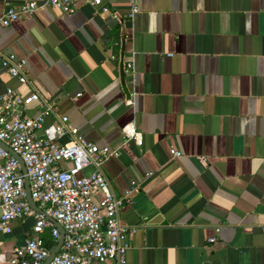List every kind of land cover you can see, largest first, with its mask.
<instances>
[{"label":"crops","instance_id":"1","mask_svg":"<svg viewBox=\"0 0 264 264\" xmlns=\"http://www.w3.org/2000/svg\"><path fill=\"white\" fill-rule=\"evenodd\" d=\"M27 1L45 0H0V15ZM3 54L25 60L27 84L0 66V94L34 89L52 105L45 124L65 116L118 150L102 173L116 198L135 185L118 213L135 227L126 264H264V0H76L0 27ZM10 227L0 261L30 234Z\"/></svg>","mask_w":264,"mask_h":264},{"label":"built area","instance_id":"2","mask_svg":"<svg viewBox=\"0 0 264 264\" xmlns=\"http://www.w3.org/2000/svg\"><path fill=\"white\" fill-rule=\"evenodd\" d=\"M76 0L27 1L18 7H7L0 15V27L6 28L20 16L50 7L64 14L74 11ZM102 0H88L91 6H100ZM137 12L131 7L127 17ZM0 66L19 86L27 84L25 60L13 54L0 55ZM131 71V65H125ZM35 103L39 112H26ZM52 113V105L34 89L18 94L6 89L0 94V143L20 159L28 184V193L34 205L53 219L62 229L61 245L48 264H126L128 245L126 236L134 226L122 225L119 210L129 202L128 195H112L102 173V165L118 155L116 148L97 147L84 141L65 116H55L45 124L44 118ZM124 141L141 145V135L132 123L120 129ZM66 137L68 142L56 141ZM173 158L180 154L169 150ZM89 170L88 174H83ZM99 195L97 200L93 199ZM32 214L33 224L23 244L11 250L0 264H43L53 249L58 232L42 215L33 212L25 199L23 176L16 160L0 148V233H10V225ZM53 241L46 246L43 236ZM210 242L213 239L209 240Z\"/></svg>","mask_w":264,"mask_h":264},{"label":"water","instance_id":"3","mask_svg":"<svg viewBox=\"0 0 264 264\" xmlns=\"http://www.w3.org/2000/svg\"><path fill=\"white\" fill-rule=\"evenodd\" d=\"M120 77H122V70L120 69ZM0 148L6 150L18 163L19 167H20V171L21 174L23 176V185H24V191H25V199L27 201L28 206L30 207V209L43 216V218L52 226L54 227L57 232H58V239L53 247V249L50 251V253L48 254V257L45 259L43 264H48L50 262V260L52 259L53 255L55 254V252L57 251V249L59 248V246L61 245V241H62V229L60 228V226L53 220L51 219L49 216L45 215L43 212H41L35 205L34 203L31 201L30 197H29V193H28V184H27V179L25 177V173H24V167L20 161V159L18 158V156H16L14 153H12V151L4 146L2 143H0Z\"/></svg>","mask_w":264,"mask_h":264},{"label":"rangeland","instance_id":"4","mask_svg":"<svg viewBox=\"0 0 264 264\" xmlns=\"http://www.w3.org/2000/svg\"><path fill=\"white\" fill-rule=\"evenodd\" d=\"M13 224L16 227V230L13 232V234H15L13 237L16 236L17 238H21L25 232H28V229H30L31 225L33 224L32 214L21 221L14 222Z\"/></svg>","mask_w":264,"mask_h":264},{"label":"trees","instance_id":"5","mask_svg":"<svg viewBox=\"0 0 264 264\" xmlns=\"http://www.w3.org/2000/svg\"><path fill=\"white\" fill-rule=\"evenodd\" d=\"M43 242L46 246L48 245H52L53 244V241L51 240L50 236L48 234H45L43 236Z\"/></svg>","mask_w":264,"mask_h":264}]
</instances>
